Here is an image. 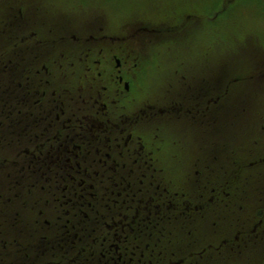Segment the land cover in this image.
<instances>
[{
	"label": "flooded vegetation",
	"instance_id": "1",
	"mask_svg": "<svg viewBox=\"0 0 264 264\" xmlns=\"http://www.w3.org/2000/svg\"><path fill=\"white\" fill-rule=\"evenodd\" d=\"M20 4L0 16L28 49L0 57V264L264 259V68L236 91L218 52L146 63L165 33L103 25L39 39L53 20Z\"/></svg>",
	"mask_w": 264,
	"mask_h": 264
},
{
	"label": "rangeland",
	"instance_id": "2",
	"mask_svg": "<svg viewBox=\"0 0 264 264\" xmlns=\"http://www.w3.org/2000/svg\"><path fill=\"white\" fill-rule=\"evenodd\" d=\"M14 1L16 2L17 0ZM139 1L147 3L148 0H125L123 3L116 4L117 6L113 9L120 14L121 22L127 18H137L139 16L138 26L146 25L147 33L151 32L153 28L158 30L165 28L167 36L172 33L182 35V40L184 41L183 47L186 49L200 48L199 51L202 52L203 49L201 47L206 48L209 52L204 54L203 58L211 56L210 54L217 52L218 49L221 50L224 56L230 54V36L234 39V35L238 40L235 49L248 53L247 49L239 45V37H243L242 33H246V38H249V43L255 46V48L241 58L239 53L231 51V57L237 61L223 63H228V66L225 68L233 70L237 78L231 82V85L238 86L236 91L250 80L253 85L258 83L257 73L261 68H264V0H153L152 4L147 7L152 8L157 14L150 13L149 16L145 17H142L140 13V10L144 6H138ZM123 4L127 5L124 7V10H122ZM50 5L42 8L45 9L44 11H40L42 16L30 13V11L24 13L28 18L37 15L43 19L51 17L53 28H49L47 23H42L39 26L40 31L44 34L40 37L44 40L58 37L62 35V31L79 34L80 31L87 29V26L83 25V13L79 12V8L71 10L65 0H53ZM59 7L66 10V14H68L67 19H63V15L59 13H54ZM5 9L6 7L0 3L1 17L4 16ZM10 12L11 14L18 15L19 9L15 5L10 9ZM186 17L194 19L188 24V28L184 25V18ZM55 20L59 22L54 23ZM104 23L111 24L105 17ZM29 24H32V22H29L27 26L28 34L31 36L34 34V30ZM126 24L124 23V25ZM215 33L216 39L214 37ZM22 47H25V45ZM20 49L26 50L25 48ZM220 57L218 55L219 62L221 61ZM145 62L150 63V58H145ZM223 63H218L216 68ZM156 69L164 75L163 68L156 66ZM193 71L197 73L195 67ZM201 73L212 74V71L203 65ZM189 81L190 77L188 76L184 83L188 85ZM260 86L261 81L258 87ZM240 98L242 99L241 96ZM173 126L177 125H170V131H172Z\"/></svg>",
	"mask_w": 264,
	"mask_h": 264
},
{
	"label": "snow or ice",
	"instance_id": "3",
	"mask_svg": "<svg viewBox=\"0 0 264 264\" xmlns=\"http://www.w3.org/2000/svg\"><path fill=\"white\" fill-rule=\"evenodd\" d=\"M110 2H111V3H116V4H118V3H123V2H125V0H110Z\"/></svg>",
	"mask_w": 264,
	"mask_h": 264
}]
</instances>
